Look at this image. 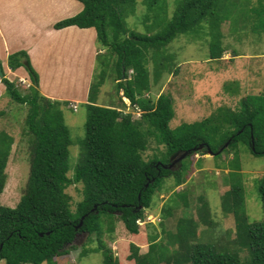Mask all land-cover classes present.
I'll return each instance as SVG.
<instances>
[{
    "label": "trees",
    "instance_id": "trees-1",
    "mask_svg": "<svg viewBox=\"0 0 264 264\" xmlns=\"http://www.w3.org/2000/svg\"><path fill=\"white\" fill-rule=\"evenodd\" d=\"M78 1L83 4L82 10L56 21L53 27H94L98 42L116 58L102 61L104 66L90 86L85 136L88 155L73 176L68 174L72 138L62 109L67 101L42 92L38 73L24 49L9 55V65L13 70L22 66L28 70L31 84L26 91L5 73L1 78L9 97L27 106L23 132L28 140L30 163L24 193L17 205L0 202V261L5 260L6 264H54L57 256L69 250L70 243L75 246L73 242L81 232L96 235L99 243L90 249L102 252L104 264H121L108 246L105 233L111 235L116 221L122 220L130 233L138 234L139 220L147 218V209L153 206L158 190L167 182L163 183L164 179H174L167 190L188 181L193 155L208 154L207 146L217 151L229 140L223 151L236 149L243 143L253 154L264 155V93L244 97L240 110L225 107V114L218 118L211 114L176 128L171 126L176 113L173 97L165 93L157 98L149 95L152 89L149 50L159 54L178 34L209 19L210 57L222 58L227 50L222 29L226 19L224 10L229 5H243V0H182L165 28L155 34L131 30L127 18L135 13L141 1L154 7L160 3L165 6L167 0ZM245 3L247 6L248 0ZM250 10L255 19L253 31L264 32V1L260 0V5ZM235 53L239 54L236 50ZM108 67L118 92L123 90L121 97H127L133 107L142 110L140 117L135 118L134 111L126 110L123 98L120 105L97 103ZM159 77L155 69L153 83ZM5 114L6 110L0 109V117ZM212 121L216 125L225 121L224 133L218 134L222 128L212 126ZM152 141L158 144L156 149H160L159 145L165 148L147 159L145 151ZM13 143L12 135L0 132V196L7 183L6 168ZM186 151H189L188 164L183 158L176 169L165 167L174 161V156ZM74 183L83 185V198L75 209L67 192ZM259 192L264 209V175ZM225 195V211L233 212L236 220L234 242L248 249L244 261L239 252L229 249V241L217 246L199 239L201 221L211 222L207 201L196 217L189 212L185 200L184 214L176 229L165 228V220L173 216L171 202H176V196L182 199L186 196L182 190H174L170 203L163 207L161 232L150 223L154 231L149 234L148 253L141 255L139 246L131 243L129 259L138 264H264V217L256 221L249 219L241 183L233 185ZM90 249H82L81 255Z\"/></svg>",
    "mask_w": 264,
    "mask_h": 264
},
{
    "label": "rangeland",
    "instance_id": "rangeland-1",
    "mask_svg": "<svg viewBox=\"0 0 264 264\" xmlns=\"http://www.w3.org/2000/svg\"><path fill=\"white\" fill-rule=\"evenodd\" d=\"M48 1L0 0V6L3 20L6 18V11L4 12L3 9L10 11V27H7L6 34L9 35L12 28L17 26L14 39L21 40L19 43L10 42V44L26 47L24 50L28 52L43 87L49 88L52 93L60 95L67 101L62 105V109L72 138L68 174L73 176L77 167L85 162L88 155L85 136L88 118L86 102L90 86L104 66L101 64L102 61H114L116 56L103 47L97 38L94 41L91 31H88L87 36L83 34L85 31L66 32L65 40L58 36L59 38L55 41L65 43V58L48 59L40 52H30L27 47L32 44L38 32L30 33L29 31L45 22L43 21L44 14L51 21L53 19L58 21L77 14L79 12L77 9L83 8V4L78 0H75L76 8L70 6L67 1V10L57 13L56 8L53 9L54 4H48ZM181 1L167 0L165 6L160 3L154 7L151 5L148 7L145 2L141 1L135 13L128 16L127 23L131 30L146 34L158 33L165 28ZM243 2V5H229V8L224 10L223 15L226 19L222 23V29L227 50L222 58L210 57L212 34L209 19L204 20L201 25L193 26L188 31L178 34L159 54L153 49L149 50L148 66L152 80L149 95L157 98L161 93H165L173 97L176 112L171 121L173 128L186 122L201 120L211 114H216L215 117L218 118L219 115H223L225 107L240 110V101L244 97L249 94L264 93V32L253 31L255 19L250 10L254 6L258 7L260 0H248L247 6L245 0ZM32 9H34L33 12H31ZM40 12L44 14L39 15ZM31 20H34L35 24L30 27ZM84 38L90 39L89 47L83 43ZM85 47H87L86 50ZM235 50L239 54L235 53ZM99 53H101L100 56H98ZM79 58H84L85 68L83 70L76 68ZM0 61H5V59L2 60L1 55ZM21 69L23 71L10 73L9 76L17 84H21L23 91H26L31 81L24 80L25 78L29 80L30 74L24 66ZM155 69L160 76L157 83H153L156 80ZM111 73V68L108 67L107 77L98 95L97 103L120 105L121 98H123L127 106L126 110L134 111L135 118L140 117L142 110L133 107L127 97H121L123 90L118 92L116 81ZM6 76L8 77V74ZM0 109L6 110V114L0 117V132L4 131L14 137L6 168L7 183L0 196V202L13 207L17 205L24 193L30 170L28 140L23 132L27 106L14 102L7 94L6 87L1 85ZM216 123L217 125L212 121L211 125H216L218 129L222 128L217 133H224L226 128L223 126L226 127L227 123L225 124V121ZM156 147L158 144L152 141L149 149L145 151L147 159L165 148L164 145H159L160 149ZM181 155L182 153L178 155V158ZM185 158L183 161L188 164V158ZM191 161L192 164L190 163L187 173L188 181L174 189L186 191V196L184 199L176 196V202H171L173 216L165 220V228L176 229L178 220H181L184 214L185 200L188 201L189 212L196 217L200 215L199 208L203 202L207 201L210 211L208 217L211 222L201 221L199 239L217 246L220 244L224 246L229 241V249L239 252L244 261L245 257H248V249L234 242L237 235L236 220L233 212L225 211V194L233 185L241 183L244 188L245 206L249 219L251 221L263 219L264 209L260 199L259 185L264 175V155H255L249 150L248 145L240 143L236 149L228 148L222 151L221 155L197 153L191 157ZM174 162L176 164L174 163L172 168L176 169L179 167V161ZM173 180L169 177L164 179L163 183L167 182L162 190H158L153 206L147 209V218L139 220L140 232L138 234L130 233L122 220L116 221L115 231L111 235L108 232L105 233L108 246L112 248L121 264H138L136 260H130L128 257L131 254V243L139 246L141 255L148 253L149 234L154 231L150 223H154L161 232L160 220L163 207L170 203V196L174 191L173 188L167 190L166 187H169ZM82 191L81 183H74L67 188V192L72 197L74 209L83 198ZM73 243L75 246L72 247L70 243L67 246L69 250L57 256L54 264H104L102 252L90 249L99 243L96 235L81 232ZM84 248L90 250L81 255ZM0 264H6L5 260H1Z\"/></svg>",
    "mask_w": 264,
    "mask_h": 264
},
{
    "label": "crops",
    "instance_id": "crops-1",
    "mask_svg": "<svg viewBox=\"0 0 264 264\" xmlns=\"http://www.w3.org/2000/svg\"><path fill=\"white\" fill-rule=\"evenodd\" d=\"M64 1L67 3V0H49L48 4L49 3L52 5L54 4L53 9L56 8L57 13H60L61 11L67 10V6H66V3ZM68 2L70 3L69 4L70 6H73L74 8L77 7L75 5L76 4L75 0H68ZM1 8L2 7L0 6V55L2 57V60L5 59V61H1L4 73L8 74V77L10 78V76H9L10 73H14V72L19 73L23 70L21 69L22 67H20L19 69L15 70V71L12 70V68L9 65V55L13 51H18V50L24 49L26 47L13 46L12 45V43H19L21 41L19 38L17 41L14 39V34H15L16 29H17V26L12 28L9 35L6 34L7 27L8 26L10 27V17H9L10 11L3 9L4 12L6 11V18H5V20H3ZM80 10H82L81 7L79 9H77V12ZM33 11H34V9H32L31 12H33ZM42 14H44V13L43 12L39 13V15H42ZM43 21H45V22L42 25L38 24V27L29 31L30 33L37 31L38 34L35 37V39L33 40L32 44L27 48L29 49L30 52H35V53L40 52L44 57H46L48 59H51L53 57L57 58V59H60L61 57L65 58V49H64L65 43L61 44L60 42L55 41V40L59 38L58 36H61L65 40V38H66L65 33L69 32L70 29H76L74 31H77V32H79V31L84 32L85 31V33H83L85 36H87L88 31H91L93 34V40L95 41V39L97 38V32H96V29L94 27L80 28L78 26L72 25V26L62 28V29H56L53 27V25L57 20L53 19L51 21L49 19V17L45 16V14H44ZM34 24H35L34 20H31L30 27ZM10 42H12V43L10 44ZM83 43L86 44V46H88V47L91 44L90 39H86V38L83 39ZM93 48H94V45H93ZM86 49H87V47H85V50ZM84 63H85L84 58H79V60L77 62L78 66L76 68H81L83 70L85 68ZM6 68H7V72H6ZM22 77L25 78L24 75H22ZM24 81L29 82V81H31V78L29 80L27 78H25ZM1 85H4V83L0 80V86ZM40 86H41V90L44 94H46L52 98H55V99L64 100V98L60 97V95H56V94L52 93L49 88H46L47 89V91H46V89L43 87L41 81H40Z\"/></svg>",
    "mask_w": 264,
    "mask_h": 264
},
{
    "label": "water",
    "instance_id": "water-1",
    "mask_svg": "<svg viewBox=\"0 0 264 264\" xmlns=\"http://www.w3.org/2000/svg\"><path fill=\"white\" fill-rule=\"evenodd\" d=\"M4 75H5V74H4V70H3L2 62L0 61V77L2 78ZM229 142H230V140H229L226 144H224V146H221V148H219L217 151H214L210 146H207V150H208V152H209L210 154H218V153L222 152V151L225 149L226 146L229 145ZM202 146H203V144H201L199 147L202 148ZM253 148H255V146H254V142H253ZM188 154H189V151H186V152L182 153V155H181L177 160H178V161H181V160H182L183 158H185ZM172 157H173V156H172ZM174 163H175V162L172 161V163L169 164V166H168V165H165V167H171V168H172V165H173ZM140 207H143V205H141ZM82 222H83V219H82V221L79 223L78 227L82 225Z\"/></svg>",
    "mask_w": 264,
    "mask_h": 264
},
{
    "label": "flooded vegetation",
    "instance_id": "flooded-vegetation-1",
    "mask_svg": "<svg viewBox=\"0 0 264 264\" xmlns=\"http://www.w3.org/2000/svg\"><path fill=\"white\" fill-rule=\"evenodd\" d=\"M177 159H178V156L176 155V156H174V161H177ZM175 164H176V162H175ZM172 166H174V165H172Z\"/></svg>",
    "mask_w": 264,
    "mask_h": 264
},
{
    "label": "bare ground",
    "instance_id": "bare-ground-1",
    "mask_svg": "<svg viewBox=\"0 0 264 264\" xmlns=\"http://www.w3.org/2000/svg\"><path fill=\"white\" fill-rule=\"evenodd\" d=\"M68 1V0H67ZM65 2V1H64ZM66 3V2H65ZM75 29H70L71 33H74L76 31H74ZM89 30V29H88Z\"/></svg>",
    "mask_w": 264,
    "mask_h": 264
},
{
    "label": "clouds",
    "instance_id": "clouds-1",
    "mask_svg": "<svg viewBox=\"0 0 264 264\" xmlns=\"http://www.w3.org/2000/svg\"><path fill=\"white\" fill-rule=\"evenodd\" d=\"M209 153V152H208ZM213 155H215V154H213Z\"/></svg>",
    "mask_w": 264,
    "mask_h": 264
}]
</instances>
